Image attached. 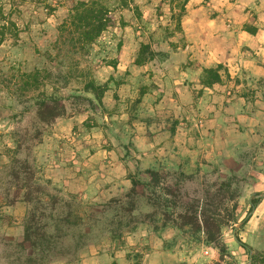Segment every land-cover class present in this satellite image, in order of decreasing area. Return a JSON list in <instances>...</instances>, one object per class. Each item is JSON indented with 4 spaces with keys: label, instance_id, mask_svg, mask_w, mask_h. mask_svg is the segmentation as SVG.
I'll list each match as a JSON object with an SVG mask.
<instances>
[{
    "label": "rangeland",
    "instance_id": "1",
    "mask_svg": "<svg viewBox=\"0 0 264 264\" xmlns=\"http://www.w3.org/2000/svg\"><path fill=\"white\" fill-rule=\"evenodd\" d=\"M77 1L0 0V264H151L160 247L171 251L163 264H264V195L249 210V196L264 191V114L243 136L232 118L230 158L148 160L136 145L154 118L142 84L120 93L127 72L103 68L115 67L125 37L150 58L148 36L179 32L188 0H100L110 22L91 43L67 31ZM209 1L199 3L212 14ZM242 92L251 113L264 112V81ZM49 96L64 112L41 120L38 102ZM148 169L159 172L155 184ZM219 186L224 224L209 243L176 213Z\"/></svg>",
    "mask_w": 264,
    "mask_h": 264
},
{
    "label": "crops",
    "instance_id": "2",
    "mask_svg": "<svg viewBox=\"0 0 264 264\" xmlns=\"http://www.w3.org/2000/svg\"><path fill=\"white\" fill-rule=\"evenodd\" d=\"M208 4L212 14L199 0H188L179 32L149 35L153 55L147 60L135 63L139 39L125 37L116 50L115 67H103L108 74L127 72L120 93L142 84V103L154 116L136 136L145 159L230 158V136L236 132L232 118L239 135L259 127L264 112L251 113L252 103L242 91L256 79L264 81V0ZM217 65L222 66L220 82L204 85L203 69ZM197 113L200 124L193 118ZM153 257L151 264H163L171 251L160 247Z\"/></svg>",
    "mask_w": 264,
    "mask_h": 264
},
{
    "label": "trees",
    "instance_id": "3",
    "mask_svg": "<svg viewBox=\"0 0 264 264\" xmlns=\"http://www.w3.org/2000/svg\"><path fill=\"white\" fill-rule=\"evenodd\" d=\"M109 10L100 0H79L70 10V25L71 30L67 29L71 35L70 39H74V34L77 35L76 39L81 43H91L96 39L102 31H104L110 22L108 16ZM66 26V25H64ZM66 30V29H64ZM254 31V30H253ZM145 59L137 56L135 63H142ZM221 65L216 67H208L203 69L201 82L204 85H211L215 82H220L221 75L219 73ZM32 80L36 81L37 76L32 74ZM85 87L90 89L96 98H99L102 87L94 85L92 81L85 83ZM52 103V104H51ZM64 112V106L53 97H45L38 102L37 114L41 120H51ZM147 174L152 184H155L159 179V172L154 169H148ZM133 184L136 182L133 180ZM221 186L216 187L213 193L205 190L203 196L194 200L196 203L181 204V211L176 213L181 225H189L195 231H201L207 242L217 243L220 240L221 226L224 224L221 220L217 219L218 213L216 210L223 202V194L220 192ZM221 193V196H220ZM230 200H234V195H230ZM259 201L258 197L252 196L250 201L251 210ZM232 207H236L233 201ZM245 222V221H244ZM28 226L25 227V239L30 237ZM238 238V237H237ZM241 245L251 252L250 257L252 262L256 263L260 260V253L252 249L251 246L241 242Z\"/></svg>",
    "mask_w": 264,
    "mask_h": 264
},
{
    "label": "water",
    "instance_id": "4",
    "mask_svg": "<svg viewBox=\"0 0 264 264\" xmlns=\"http://www.w3.org/2000/svg\"><path fill=\"white\" fill-rule=\"evenodd\" d=\"M264 195V191L262 193H258V194H254L255 197H258V196H263ZM251 199V195L249 196V200ZM244 219H242L241 221H239L234 227H233V231H232V236L233 238L236 240V241H239L238 238H237V235L235 233V230L237 228H239L243 223H244ZM251 254V252H249Z\"/></svg>",
    "mask_w": 264,
    "mask_h": 264
}]
</instances>
